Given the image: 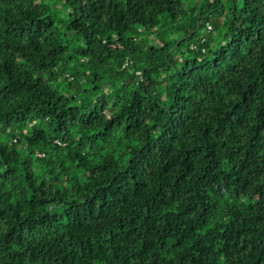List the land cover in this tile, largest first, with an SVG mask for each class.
Returning a JSON list of instances; mask_svg holds the SVG:
<instances>
[{
  "label": "trees",
  "instance_id": "trees-1",
  "mask_svg": "<svg viewBox=\"0 0 264 264\" xmlns=\"http://www.w3.org/2000/svg\"><path fill=\"white\" fill-rule=\"evenodd\" d=\"M0 264H264V0H0Z\"/></svg>",
  "mask_w": 264,
  "mask_h": 264
},
{
  "label": "rangeland",
  "instance_id": "rangeland-1",
  "mask_svg": "<svg viewBox=\"0 0 264 264\" xmlns=\"http://www.w3.org/2000/svg\"><path fill=\"white\" fill-rule=\"evenodd\" d=\"M219 20H220V19H219ZM221 21H222V20H220L219 22H218V20L216 21L217 28H216L215 32L211 34V36L216 37L217 34L221 35V34L223 33V30H224V29H222L221 25H218L219 23H221ZM217 22H218V23H217Z\"/></svg>",
  "mask_w": 264,
  "mask_h": 264
},
{
  "label": "built area",
  "instance_id": "built-area-1",
  "mask_svg": "<svg viewBox=\"0 0 264 264\" xmlns=\"http://www.w3.org/2000/svg\"><path fill=\"white\" fill-rule=\"evenodd\" d=\"M212 29V27H211V25L210 24H207V26H206V31H210Z\"/></svg>",
  "mask_w": 264,
  "mask_h": 264
}]
</instances>
